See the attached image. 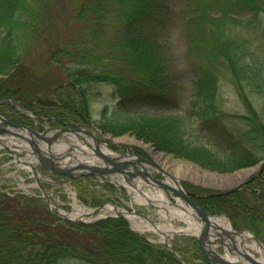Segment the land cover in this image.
Instances as JSON below:
<instances>
[{
  "label": "trees",
  "instance_id": "obj_1",
  "mask_svg": "<svg viewBox=\"0 0 264 264\" xmlns=\"http://www.w3.org/2000/svg\"><path fill=\"white\" fill-rule=\"evenodd\" d=\"M187 6L184 36L192 90L186 117L131 111L133 106L176 109L180 103V75L168 70L153 35L169 15V0H0V97L18 100L39 114L89 124V86L108 83L117 104L110 117L96 124L102 132L147 138L154 128H163L166 133L157 148L209 170L230 172L253 165L264 159V118L250 95L261 91L264 74L248 60L252 58L248 36L257 33L256 16L264 13V0H190ZM248 14L253 21L232 27L239 25L234 23L236 18ZM116 26L124 33L123 37L116 30L123 37L118 45L107 36ZM40 41L45 45V64L55 66V74H37L34 53ZM117 48L133 72L130 77L122 74ZM259 62L264 64L263 56ZM222 78L230 80L245 104L244 116L219 109ZM3 107L11 110L12 106L5 102ZM121 108L128 113L121 114ZM227 118L242 119L245 128L232 132L223 123ZM191 119L210 146L184 137V124ZM75 185L86 192L93 184ZM100 186L109 192L116 189L110 184ZM90 194L102 202L97 193ZM80 199L86 201L81 194ZM200 202L264 243V166L240 189ZM38 204V199L27 195L0 191V264H207L195 240L173 242L183 263L164 245L151 244L131 231L120 218L60 223L44 203L39 204L44 210Z\"/></svg>",
  "mask_w": 264,
  "mask_h": 264
},
{
  "label": "rangeland",
  "instance_id": "obj_2",
  "mask_svg": "<svg viewBox=\"0 0 264 264\" xmlns=\"http://www.w3.org/2000/svg\"><path fill=\"white\" fill-rule=\"evenodd\" d=\"M188 2H190V0H169V4L171 7V10L169 11V15L167 16L165 23L160 25V27H162L160 28V31H155L153 33V35L157 38L156 45L159 48V50L162 51V54L165 60L167 61L168 70L175 74L180 75L179 77L180 103L178 104V107L176 109L174 108L147 109L144 106H142L141 108H139L138 106L136 107L133 106L131 107L132 112L151 113V114H156L158 116H171V115L183 116V117L187 116L186 111L189 108L188 100H189V97L191 95L190 93L192 90V84H191L192 77H191V72L189 71L188 59L186 56V50L188 48L187 46L188 40L184 36V33L186 32V29H187V27L185 26V22L188 17L186 14V11L190 10V8H188L187 6ZM256 17L259 20L258 29L256 30L257 33L256 34L254 33L252 37L248 36L250 38V48H251V54H252L251 56L252 58H248V60L249 61L253 60L254 61L253 63L256 64L255 66L260 67V70L264 74V64L262 65V63L260 62L256 63L258 62V59L260 58V56L261 57L263 56V59H264V13H259ZM253 19L254 18H252V16L249 14L240 16L236 18L234 21V23H237L239 25L238 26L233 25L232 27L237 28L242 24L253 21ZM51 26L52 27L56 26V23ZM116 30L117 31L120 30V33L123 36L124 34L123 30H121V28L118 26L111 29L110 33L107 36L111 39V41L116 42V44L118 45V42L124 36L123 37L120 36ZM44 47L45 45L43 41H40V45L36 53H34L36 54V56H34V59L38 60L37 61L38 67L36 68L37 74H41V73L46 74L48 71H51L53 74H55V69H54L55 66L45 64L46 55H45ZM123 50H124L125 56H127V47H124ZM115 51L117 53L120 52V48H117ZM125 56L123 55L122 50H121V52L119 53V59L123 60V62H121L120 68H122V74L124 77H130L133 74V72L131 71L130 67H127L128 61L126 60ZM46 67H49L50 70H45ZM218 83H219L218 84L219 91H218V96H217V105L219 109H221L222 112H225L231 115L244 116V114L246 113V109H245L246 106L238 98V94L233 84L230 82V80L228 78H222L219 80ZM89 89H90V92L88 94L91 98L89 114L92 117V120H91L92 123L97 124L98 122L104 120V118H107L108 116L110 117L113 114V109L115 108L117 101H115L116 99L113 95L114 89L112 85L108 83H97V84L95 83L93 85H90ZM254 92H256V94L250 95L251 103L259 111V113H261L262 118H264V112H263L264 105L262 104L263 103L262 99L264 98L263 97L264 96V86L262 85V89L260 92L259 91H254ZM49 97H52V96L49 95ZM104 110L106 111L104 112V117H102ZM122 113H125V114L128 113L127 109L121 108V114ZM227 119L228 120L226 119L223 120V123L232 132H237V130H239L240 128L242 129L245 128V125L243 124L244 121L242 119H240L239 121L234 120L232 118H227ZM95 130H97L96 127H95ZM152 131L154 134H151L150 135L151 137H147V138H144L143 136H140L138 134L135 135V133H130V132H127V133L125 132L119 135H114L110 133H105V134L101 133V134L103 136L112 138L114 141L120 140V139H128L131 141L141 143L142 145H145L149 149L156 150V152L164 155V160L168 162V164H170L172 168H175L178 165H184L187 167L196 168L208 174H218V175L230 174V173H221L217 171H211L208 168L200 166L198 163H196V161L182 158V157L174 155L173 153H169V152H166L164 150L157 148L156 144L158 143L160 138L166 133V130L163 128H154V130ZM202 135L203 133L199 131L198 123L194 119H191L188 124H187V121L185 122L184 137L186 139L188 137L195 144L210 146L207 144L206 139L204 137H201ZM123 147L124 146H122L121 148ZM117 150L119 149L117 148ZM153 159L155 160L154 157ZM4 160L6 161V159L0 156V190L4 192H8L9 194L7 195L9 196L20 195L21 193L27 196L30 195L29 197L38 199L39 204L44 203V206H45L46 205L45 199L39 195L38 190L26 178H24V180L22 181L17 179V177H16L17 181L11 180L14 177V173H13L14 168L13 166L8 164V161L4 162ZM249 168H253V167L240 168L239 170H245ZM170 171L172 172V173L170 172L172 175H175L173 170H170ZM22 173H23L22 171L18 172L19 174L18 176L20 177ZM253 174H251L250 176L252 177ZM250 176L246 177L245 181L249 180L251 178ZM3 177H5L4 182L1 181ZM188 182L190 183V184L188 183L189 185H193L195 187L198 186L194 184L193 181H188ZM91 184H93L92 188L86 192H81L73 183L64 184L63 182L60 183L59 186H57L58 188L60 187L59 189L53 186L45 187V189L50 195L51 200L55 204H58L66 212H71L72 210H74L76 205L82 208H86V209L95 208V207L100 206L103 202L108 201L107 198L110 199L111 197H114L115 199H119L116 202H118L117 206L120 208L130 210L129 208L132 207L134 210L138 212L148 213L150 215V218L153 220V223L159 226L162 230H167L169 228L171 231H176L180 227L185 228L187 226V223L183 221H177V220L174 221L168 217L161 216L158 210L151 209L146 205H137V206L134 205V203L132 202V198L129 197L127 192L125 191L124 193L126 196L121 195V192L119 191V188H117V186L116 187L113 186L116 189L112 192H109L104 188L102 189L101 186L96 183H91ZM238 184H239L238 182L236 183L225 182L224 185L209 184L208 186H202V187H210L213 189H218L216 191H221V194H222V193H229V192L235 191L236 189H238V186H239ZM93 191L99 195V197L102 200L101 203L96 202L95 200L96 196L95 195L92 196L90 194ZM71 192H74L76 200H74V196L71 194ZM80 194L86 198V201L80 199ZM165 199L168 201H171V199L169 198H165ZM40 209L44 210L41 207ZM208 213L211 215H218V216L225 215V214L223 215L222 213H216L214 211L213 212L210 211ZM106 215H110V214L107 213ZM98 220H101V219H97L96 221ZM58 221L62 223L63 220H58ZM138 221L140 220H137L136 222ZM234 229L236 231H249L246 228H243L240 230L236 228ZM185 234L184 233L174 234L172 237L174 238L175 242L177 240L178 242H180L182 240L194 239V238L186 236ZM145 235L148 238H151L155 241L159 239V236L151 231L146 232ZM247 242H248V245L252 244V242H249V241ZM188 244L193 246L194 242H188ZM197 248H198V244H197Z\"/></svg>",
  "mask_w": 264,
  "mask_h": 264
},
{
  "label": "water",
  "instance_id": "obj_3",
  "mask_svg": "<svg viewBox=\"0 0 264 264\" xmlns=\"http://www.w3.org/2000/svg\"><path fill=\"white\" fill-rule=\"evenodd\" d=\"M10 101L12 103H16V101L12 99ZM50 129L52 128H47L44 131L39 132L27 125L11 122L0 114V132L12 137V139L19 144L14 147L21 149V145H25L28 151H30L36 158V164L24 163L30 167L32 174L48 203H50V201L42 187V178L38 176V174L42 175V169L54 174L67 176L71 179L89 175L117 179V176L119 175L122 176L125 184H127L131 189H136L139 193H142L141 189L144 188V186L151 184L153 187L162 189L164 193L167 191L173 193L181 202L193 211L192 217L201 222L199 236L195 238L199 243L201 253L207 258L209 264H264L263 261L252 257V251L243 244L244 241L242 240V236L243 234H249L251 240H253L256 245L264 251V246L260 240H258L249 231L233 230L231 225L230 230L221 228L214 222L213 215L207 213L202 206L188 197L189 194L184 189V181L179 177L170 174L166 170L162 169L158 164L141 157L129 155H107L102 151L100 145H108L111 142H109V140L99 139L87 130L58 127L50 133ZM79 131L91 137L94 145L92 146L86 139L82 138L78 133ZM68 135L78 138L82 144L78 145L67 142L69 146L67 151H57L56 146L58 144H60L63 140L66 141L67 139H70L68 138ZM0 145L10 154H13L16 158H18V155L13 153L2 140H0ZM83 146H86L89 150H91V152L86 151ZM84 156H88L90 159H87V157ZM262 164L263 162L255 165L252 169H248L250 170V174H248V176L260 169ZM145 165L159 169L163 174L170 178L173 185H169L164 181L152 178L151 173ZM238 172L240 171H236L228 175H212L230 178ZM246 177L238 182L239 186L244 183ZM140 181L145 182L146 184L142 185L140 184ZM120 185L124 187L122 184ZM202 185L208 186L209 184L202 183ZM149 204L150 206L155 207L151 203ZM173 205L188 211V209L183 208V206L179 203H173ZM102 209L103 206L98 207L87 215H93L100 212ZM189 213L191 212L189 211ZM116 214L118 217L126 221L122 212H116ZM59 215L65 217L60 213ZM141 216L148 219L145 215ZM236 242L241 246L242 250L239 249ZM216 246L222 247L224 256L220 255L215 250ZM245 249H247L250 253L246 252ZM226 255L235 256V260L228 259Z\"/></svg>",
  "mask_w": 264,
  "mask_h": 264
},
{
  "label": "bare ground",
  "instance_id": "obj_4",
  "mask_svg": "<svg viewBox=\"0 0 264 264\" xmlns=\"http://www.w3.org/2000/svg\"><path fill=\"white\" fill-rule=\"evenodd\" d=\"M119 141L121 142H125L128 144H136V145H141V143L135 142V141H131L128 139H120ZM148 149V148H147ZM150 154H152L154 156V158L156 160H158L162 165H164V167H166L169 170H173L174 174L176 176H178L179 178H188L191 181L197 182V183H207V184H213V185H224L225 182H232V183H236L239 182L240 180L244 179L249 173L250 170H242L240 172H238L237 174H235L233 177L230 178H223V177H219L216 175H212V174H208V173H204L196 168H191V167H187L184 165H178L175 168H172V166H170V164H168V162H166L164 160V155L157 153L153 150H150ZM169 167V168H168ZM132 195V199L134 202L136 203H141V204H147L150 200L154 205L157 206L158 210L160 211V215L163 217H168L171 220H177V221H183L187 223V226L184 227H180L178 228L176 231H171L169 228L168 230V235L172 234V233H188V234H193V235H197L199 232V226L196 225L195 223H193V219L191 218L193 215V212L189 213V210H184L181 209V207L176 208L174 206L169 205V202H167L166 200L160 198V197H152L148 194L142 196L139 195L137 193L131 194ZM146 196V197H145ZM149 197V198H147ZM87 210H85L84 208H81L80 206H75L74 211L71 214H68V216L73 217H79L81 214H83V212H86ZM114 208L111 205H107L106 206V210L104 211V214L107 213H113ZM191 214V215H190ZM214 222L216 224H218L221 228L225 229V230H230V225L228 223V221L225 218H221V217H216L213 218ZM134 221V220H133ZM133 226L138 229L139 231H141L142 233H146L148 231H158L157 226L151 225L149 223H142V222H138L136 224H133ZM242 240L244 242L246 241H250L253 244L251 245V249L253 252L257 253L259 255V259L261 261L264 262V251L259 248L256 243L251 240V237L249 234H243L242 236Z\"/></svg>",
  "mask_w": 264,
  "mask_h": 264
}]
</instances>
